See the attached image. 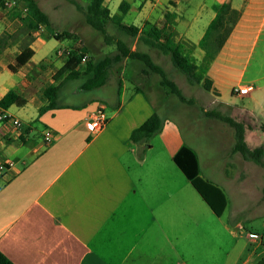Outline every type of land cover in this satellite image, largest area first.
Segmentation results:
<instances>
[{
  "label": "crops",
  "instance_id": "crops-1",
  "mask_svg": "<svg viewBox=\"0 0 264 264\" xmlns=\"http://www.w3.org/2000/svg\"><path fill=\"white\" fill-rule=\"evenodd\" d=\"M123 1L130 4L124 18L132 17L131 24L123 18L124 25L138 27L140 35L150 27L163 30V42L172 37L185 50L194 47L191 56L198 65L205 59L202 39L218 9L229 4L238 20L206 76L220 93L228 89L233 97H240L234 89L250 87L243 80L264 84V0H105L104 6L114 16ZM24 6L28 4L22 0ZM25 17L21 9L8 12L0 4V101L10 91L18 94L5 113L22 124L18 130L0 121V166L13 163L0 169V251L14 264H255L263 258L264 233L251 239L257 232L246 230L239 219L254 205L234 207L237 233L223 216L207 209L192 183L175 169L173 158L186 144L173 121L164 122L160 132L169 160L150 158L143 150L145 141L132 140L133 132L155 114L147 83L156 76L142 62H122L116 84L120 99L111 109L106 99L94 97L78 107L60 103L61 108L40 114L49 104L45 90L67 61L50 59L51 51L61 49L50 43L57 33L36 21L30 29ZM72 38L58 41L68 40L69 48ZM134 41L132 51L148 53L161 64L158 50L139 38ZM128 64L136 81L131 94L125 79ZM100 109L108 122L92 134L87 122ZM241 111L260 121L241 109L233 113ZM234 119L245 124L251 149L264 147V129ZM39 122L45 128L35 139ZM46 130L54 134L51 144L45 142ZM240 158L233 178L243 184L241 194L249 200L252 191L264 188L259 183L264 168ZM198 161L199 176L209 179ZM254 167L262 169L258 179Z\"/></svg>",
  "mask_w": 264,
  "mask_h": 264
},
{
  "label": "rangeland",
  "instance_id": "rangeland-1",
  "mask_svg": "<svg viewBox=\"0 0 264 264\" xmlns=\"http://www.w3.org/2000/svg\"><path fill=\"white\" fill-rule=\"evenodd\" d=\"M74 1L81 6H86V0ZM37 2L42 10L49 16L51 20L50 30L52 32L59 34L64 33V31L73 32L74 38L71 39L73 45L69 48L74 49L81 47L82 50L86 49V54L94 63L99 62L107 56L113 57L116 54V45L107 46L104 37L86 24L84 15L69 0H37ZM131 22V16L128 15L124 18L125 24H131ZM108 31L116 39H122L131 45L135 43L131 38L120 34L113 26H110ZM46 32L48 33L49 30H45V33ZM50 43L56 49H64L70 44L68 40L58 41L56 39L51 40ZM193 51L194 47L188 45L186 49L188 56L193 55ZM55 53H57V51ZM55 53L51 51L50 55L52 57L50 59H54L57 56ZM155 55L162 65L160 63L157 64L167 71L168 77L178 84L188 99L194 100L193 105L181 103L177 97L170 95L168 91L160 85V77L155 74L156 77L154 80L152 79L150 83H147L151 89L147 91V96L153 104L155 113L158 114L164 122L171 120L179 127L185 144L192 148L198 156L203 175L209 178L205 180L216 184L222 189L228 202L222 217L224 222L228 223L234 231L239 233L240 229H235L234 207L241 205L249 206L250 204L252 206L254 205L249 208V211L246 210L242 212L239 219L242 220V224L245 226L246 230L257 232L259 238L260 234L264 233V188L262 186L263 189L260 188L259 191H257V189L252 191L250 195L251 199L249 200L248 197L241 194L243 184L240 186L239 184L237 185L236 175L233 178V166L236 159L241 156L233 151L235 145L234 129L218 118L207 116L206 113L220 112L232 118L243 119V121L247 123L250 122L252 125L264 129V84L251 85L249 81L243 80V84L253 89L250 94L245 97H233L231 91L228 89H223L222 93H220L215 86L208 91L204 87V84L195 86L189 84L186 76L173 66L169 56H164L158 51ZM86 65V63H82L83 71ZM123 66L124 63H120L110 71L108 83L102 88L89 91L83 90L82 85L86 81L85 79L65 83L59 96V102L78 107L89 102L94 97H99L106 99L111 109V105L115 104L120 99L119 95L117 96V86L119 85V71L121 72L123 70ZM133 76L134 73L132 72L131 64H128L126 66L125 79L130 87L128 91L129 94L133 92L134 82H136ZM116 84L118 85L116 86ZM145 86L146 85L142 84L143 88ZM235 109L244 110L254 115L256 119L260 121L257 122L256 120L247 119L243 111L233 113ZM44 128V125L40 122L35 125V139H38ZM143 145V150L150 158H160L161 161L169 160L170 154L160 133L146 140ZM147 145L152 146L151 150ZM240 159L241 161L243 160V158ZM173 165L177 170L176 164ZM19 166L21 167V164ZM260 169L261 168L258 169L254 167V179L259 178L258 173L262 172V169ZM244 173L245 170L240 173L243 179H245ZM259 183L260 185L264 184V178H262V181L260 180ZM251 184L252 183H248V185ZM233 185L236 186L233 187ZM241 202L245 203L241 204ZM207 209H210L208 205Z\"/></svg>",
  "mask_w": 264,
  "mask_h": 264
},
{
  "label": "trees",
  "instance_id": "trees-1",
  "mask_svg": "<svg viewBox=\"0 0 264 264\" xmlns=\"http://www.w3.org/2000/svg\"><path fill=\"white\" fill-rule=\"evenodd\" d=\"M25 1L28 4L29 11L23 21L28 27L34 29L33 23L36 21L37 24H43L47 28H50L49 16L40 8L38 2L36 0ZM69 1L75 4L83 13L86 24L104 37L105 43L108 46L116 45L117 53L113 57L107 56L97 63L90 60L86 63L87 65L84 71L82 70V58L86 54V49L82 50L80 54H74L68 58L66 65L54 76L55 84L45 90V96L49 104L40 109L41 115L50 110L61 108L59 96L65 83L85 79L86 81L82 85L83 90L89 91L102 88L108 82L110 71L126 59L142 62L145 65L147 73L151 72L160 77V85L170 95L177 97L183 104L193 105L194 100L188 99L184 95L178 84L168 77V73L162 66L154 62L151 55L139 50L132 51L130 44L122 39H116L109 33L108 28L113 26L120 34L132 40L139 38L146 46L169 56L173 66L186 76L189 84L193 86L204 84V87L210 91L213 83L205 77L206 73L211 62L223 49L238 20L237 12L233 11L229 4H225L218 9L216 18L210 24L206 35L199 45L205 51V59L203 64L198 65L193 57L188 56L183 44L176 43L172 37L167 38L163 42V30L157 27H150L145 34L140 35V29L138 27L124 25L123 18L130 11V4L127 1L121 3L119 13L114 16H111L110 10L104 6L105 0H86L85 7L79 5L74 0ZM64 36L71 38L73 35L69 32H65L62 35L58 33L53 35L57 40H60ZM27 59L28 56L26 57ZM24 61L25 57L19 59V63L21 64H24ZM18 98L19 96L15 91H10L0 101V108L9 110ZM206 114L209 117L218 118L234 129L235 145L233 151L235 153H239L245 160L264 168V147L255 149L249 147L245 138L246 127L244 123L238 122L234 118L223 115L220 112H207ZM163 126V119L155 113L139 129L133 132L132 140L137 143L149 140L159 134ZM173 160L211 210L218 217H222L228 205L227 198L221 188L199 176L200 167L198 156L193 149L184 145L174 156ZM0 264L14 263L0 251ZM255 264H264V257Z\"/></svg>",
  "mask_w": 264,
  "mask_h": 264
},
{
  "label": "built area",
  "instance_id": "built-area-1",
  "mask_svg": "<svg viewBox=\"0 0 264 264\" xmlns=\"http://www.w3.org/2000/svg\"><path fill=\"white\" fill-rule=\"evenodd\" d=\"M0 4H1V7L4 11L9 12V11L21 9L25 15H28V11H29L28 7H26V6L22 7V0H0ZM81 52H82L81 47H77L74 49L73 48H69V49L64 48V49H58L56 55L60 59H66L67 60L72 55L80 54ZM89 61H90V57L87 54H85L82 58V63H87ZM252 90L253 89L250 87H243V88L234 89L233 92L236 95H239L241 97H245V96H248ZM0 121L1 122H9L13 125V127H15L18 130L21 129V127H22V124L19 120H16V119L12 118L11 116L7 115L5 113V110H3L2 108H0ZM107 122H108V117H107L106 112L103 109H100V110H97L96 112H93L90 115L88 122H87V126H88L89 131L92 134H96L98 132H101L105 128ZM54 138H55L54 134L51 130L45 131L44 139H45V142L47 144H51L54 141ZM6 165L8 167H12L13 163H6ZM6 165L0 166V169L1 170L5 169ZM249 236L251 239H254V240L258 239V237L256 235L250 234ZM263 238H264V236H263Z\"/></svg>",
  "mask_w": 264,
  "mask_h": 264
}]
</instances>
